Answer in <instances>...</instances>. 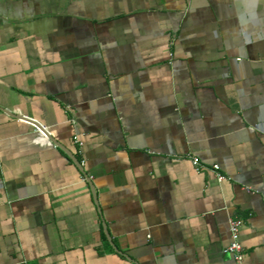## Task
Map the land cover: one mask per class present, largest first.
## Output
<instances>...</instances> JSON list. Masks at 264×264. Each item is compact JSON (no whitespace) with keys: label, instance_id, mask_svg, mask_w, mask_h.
<instances>
[{"label":"crops","instance_id":"1","mask_svg":"<svg viewBox=\"0 0 264 264\" xmlns=\"http://www.w3.org/2000/svg\"><path fill=\"white\" fill-rule=\"evenodd\" d=\"M230 218L264 264V0H0V264H235Z\"/></svg>","mask_w":264,"mask_h":264},{"label":"built area","instance_id":"2","mask_svg":"<svg viewBox=\"0 0 264 264\" xmlns=\"http://www.w3.org/2000/svg\"><path fill=\"white\" fill-rule=\"evenodd\" d=\"M77 142V141H75ZM78 145H80V142H77ZM191 162L196 170H200L203 165L193 157L191 159ZM211 169L216 172L217 179L221 180L224 178V176L219 172V166L217 164H212ZM241 225V220L238 218H230L228 222L229 227V242L226 247V251L230 253L232 258L235 261V264H242L243 260V251L242 246L239 242V227Z\"/></svg>","mask_w":264,"mask_h":264},{"label":"water","instance_id":"3","mask_svg":"<svg viewBox=\"0 0 264 264\" xmlns=\"http://www.w3.org/2000/svg\"><path fill=\"white\" fill-rule=\"evenodd\" d=\"M18 118H22V119H24V120H27V121H29L30 123H32L33 125H34V127H36V128H38L39 130H41V131H43L45 134H48L47 132H46V130L38 123V122H36V121H33V120H31V119H29V118H27V117H24V116H20V117H18Z\"/></svg>","mask_w":264,"mask_h":264}]
</instances>
